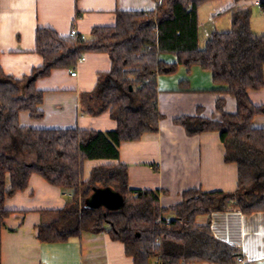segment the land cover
Segmentation results:
<instances>
[{"label": "trees", "instance_id": "1", "mask_svg": "<svg viewBox=\"0 0 264 264\" xmlns=\"http://www.w3.org/2000/svg\"><path fill=\"white\" fill-rule=\"evenodd\" d=\"M152 10H117L112 26H95L84 40L61 36L45 27L35 32V52L42 64L29 76L15 79L0 67V224L10 213L6 198L26 189L32 174L69 192V200L48 222L37 227L40 242H62L83 233L107 232L124 245L133 264H237L240 250L217 239L210 230L213 212L235 210L250 215L264 211V127L252 120L264 114V105H254L248 90L264 86V33L254 34L249 9L231 12L228 31H211L200 44L198 7L213 0H160ZM240 0H233L237 3ZM264 13V0L258 5ZM85 53L107 54L111 66L99 75L90 92L80 96L84 114L108 113L116 122L110 131L78 128H33L22 126L19 114L32 119L43 115L44 92L34 86L53 69H72ZM171 54L176 62L160 58ZM199 66L212 75L213 83L225 86L234 98L235 112H225L224 99L216 100L218 120L198 115L174 119L189 135L215 131L224 146V159L237 165V187L233 192H202L190 189L182 201L170 207L159 204L160 191L132 190L127 167L102 164L83 177L88 160H117L122 142L138 141L155 132L162 114L157 106L158 75L176 72L178 66ZM108 77L114 83L104 85ZM131 87V89H129ZM92 187H110L124 205L117 211L89 209L85 199ZM173 211L171 218L164 215ZM198 217H207L197 225Z\"/></svg>", "mask_w": 264, "mask_h": 264}, {"label": "crops", "instance_id": "2", "mask_svg": "<svg viewBox=\"0 0 264 264\" xmlns=\"http://www.w3.org/2000/svg\"><path fill=\"white\" fill-rule=\"evenodd\" d=\"M253 1L257 6L261 2ZM246 3L245 0L237 3L228 0L212 9L207 19L211 25L204 31L203 42L200 31V44L203 45L211 31L230 29V24L224 30L213 26L215 15L224 13L232 5L248 9ZM154 6V0H0V67L5 75L20 80L42 64L41 56L35 52L37 28L48 27L61 36H68L74 26L79 34L88 38L93 27L114 25L117 10L148 11ZM227 14L230 21L231 12ZM261 14L264 17L262 11ZM253 33L263 34L264 25L259 32ZM83 57L74 68L53 69L48 76L35 81V88L44 92L40 105L43 115L40 119H32L22 112L20 125L97 131L116 128V122L108 113L90 116L81 111V94L92 91L99 75L108 73L111 66L105 53H85ZM160 58L168 63L176 62L171 54H162ZM72 70L76 73L74 76ZM262 70L264 82V66ZM113 83L108 77L104 78L105 86ZM156 86L157 106L162 114L157 130L143 134L138 141L122 142L117 160L85 161L84 179L95 166L122 163L127 167L128 187L160 191L161 207L180 203L182 193L190 189L235 191L237 165L225 161L219 133L189 135L182 125L174 122L184 115L218 120L220 115L215 103L219 98L224 99L225 112H235V100L225 93L226 87L214 84L211 73L199 66L187 69L182 65L173 74L158 75ZM247 95L254 105H264V86L248 90ZM252 126L264 127V114L255 116ZM69 195L32 174L25 190L6 198L4 209L10 213L0 224V264H133L132 258L125 254L124 245L112 240L105 231L83 233L80 238L62 242L46 243L37 239L38 225L52 218L46 211L62 208ZM173 214L170 211L164 217L171 218ZM206 222L207 217L195 220L197 225ZM210 230L217 239L237 247L246 264H264V211L250 215L235 210L213 212ZM150 264H158L157 259H152Z\"/></svg>", "mask_w": 264, "mask_h": 264}, {"label": "rangeland", "instance_id": "3", "mask_svg": "<svg viewBox=\"0 0 264 264\" xmlns=\"http://www.w3.org/2000/svg\"><path fill=\"white\" fill-rule=\"evenodd\" d=\"M215 1V0H213ZM228 0H217V2H206L203 3L201 6H199V22L201 23V41L203 42V38L205 37L204 31L209 29L210 22L207 20L209 18V13L211 10H215L219 5H223V3H226ZM247 3V7L251 12L250 15V27L253 32H259V30L263 29L264 25V17L261 14L260 7L255 5L253 0H245ZM212 2V3H211ZM211 3V4H210ZM226 10L224 13H220L219 15H215L213 26L220 30H224L229 28L230 21L228 20V14L229 11ZM258 34V33H257ZM261 34V33H260Z\"/></svg>", "mask_w": 264, "mask_h": 264}, {"label": "water", "instance_id": "4", "mask_svg": "<svg viewBox=\"0 0 264 264\" xmlns=\"http://www.w3.org/2000/svg\"><path fill=\"white\" fill-rule=\"evenodd\" d=\"M85 203L89 209L101 207L108 211H117L123 207L124 200L118 192L110 187H92Z\"/></svg>", "mask_w": 264, "mask_h": 264}, {"label": "built area", "instance_id": "5", "mask_svg": "<svg viewBox=\"0 0 264 264\" xmlns=\"http://www.w3.org/2000/svg\"><path fill=\"white\" fill-rule=\"evenodd\" d=\"M161 1L158 0L157 4L160 5ZM69 36L74 37L76 40H84L86 39V37L82 34H79L76 31V28L74 26L71 27L70 31H69ZM84 60V57L81 56L80 58H78L77 63L81 62ZM76 73L74 70L71 71V75L74 76ZM237 264H246L244 259L242 257H239L237 260Z\"/></svg>", "mask_w": 264, "mask_h": 264}]
</instances>
